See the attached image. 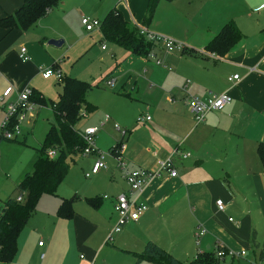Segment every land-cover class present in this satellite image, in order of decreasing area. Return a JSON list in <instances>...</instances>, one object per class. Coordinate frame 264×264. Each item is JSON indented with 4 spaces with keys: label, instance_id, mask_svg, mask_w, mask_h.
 Wrapping results in <instances>:
<instances>
[{
    "label": "crops",
    "instance_id": "obj_1",
    "mask_svg": "<svg viewBox=\"0 0 264 264\" xmlns=\"http://www.w3.org/2000/svg\"><path fill=\"white\" fill-rule=\"evenodd\" d=\"M194 1L195 7L187 6ZM22 3L23 0H0V18ZM147 3L148 0L146 7L139 8L137 17L129 8L134 20L146 28V23L150 22L145 21ZM45 16L27 30L0 25V93L12 86L11 99L24 87L29 88L36 74L46 67L54 65L61 72L56 50L45 45L46 39L58 38L59 32L44 35L34 30L29 33ZM168 19L172 22L168 26L158 20L154 27L147 29L181 41L185 51L191 54L178 56L180 54H168L159 46L155 47L157 57L163 54V64L154 62L171 72H163L155 80L159 85L158 92L152 96L155 104L143 107L149 120H137L143 123L137 125L134 117L126 118L128 125L124 126L131 128L129 132L115 124L121 134L115 145H124L122 157L130 169L137 166L155 170L160 161L171 157L176 176L161 171L149 180L138 198L147 209L138 220L113 232L117 221L114 197L127 188L115 160L114 170L118 172L115 190L81 198L82 202L78 203L81 206L75 205L78 198L74 197L71 217L58 215L63 197L50 203L43 200L41 206L38 202L18 235L15 254L0 264H102L103 252L111 249L106 245L113 237L116 244L132 256L142 251L147 241H152L175 255L181 250L215 251L221 244L227 249L244 250L245 256L252 260L264 259V167L257 152L259 142L264 139V0H188L179 13L170 14ZM227 21L237 25L242 37L224 56L215 53L212 56L205 47ZM63 44L64 41L59 46ZM102 45L101 51H107ZM22 47L30 57L28 61L20 57ZM233 74H238L239 78L230 83L227 78ZM224 91H228L232 101L222 110L208 112L204 120L197 123L187 99L194 96L203 100ZM32 92L34 96L44 97ZM165 93L167 98L172 94L171 105L160 102L166 99ZM35 114L34 111L33 117L26 119L27 125L33 124ZM109 120L118 119L115 115L101 117L99 127ZM95 128L98 131L99 128ZM38 147H33L34 161ZM176 150L189 156L182 159ZM92 155L96 160V155ZM31 172L25 171L22 178ZM18 183L7 197L0 199V208L9 196L15 195ZM103 195L108 198L104 199ZM88 199L94 200V206ZM217 200H221L223 210L217 209ZM104 210L108 216L102 214ZM107 224L109 230L104 228ZM200 229H205V233L197 244L195 233ZM40 238L47 243L37 241ZM94 243H98L97 248ZM148 262L154 264L149 260L139 263Z\"/></svg>",
    "mask_w": 264,
    "mask_h": 264
},
{
    "label": "rangeland",
    "instance_id": "obj_2",
    "mask_svg": "<svg viewBox=\"0 0 264 264\" xmlns=\"http://www.w3.org/2000/svg\"><path fill=\"white\" fill-rule=\"evenodd\" d=\"M146 1L127 0L129 5L127 7L126 3L121 0H66L59 8L53 9L41 19L40 22L42 23L40 25L30 28V34L34 30H38L44 35L51 33V31H58V38L46 39L45 45L50 49L56 50V60L59 62L63 77L75 76L88 80L90 83L92 82V86L87 90L86 99L95 106V109L86 113H84L83 109L81 118L75 127L81 131L90 126L99 128L94 136L95 148L104 153V162L108 166V169H102L97 174L87 178L85 173L90 172L95 162V157L92 154L83 155L78 153L74 156L69 171L56 192L43 193L38 198L37 203L39 202L40 206L45 202L43 200H46V203H50L51 201H60L62 197H77L78 200L75 205L81 206L78 203L82 202L80 200L86 196L102 195L105 192L109 194L110 191L117 188L116 175L118 172L114 170L115 159L110 153V148L121 137L115 124H118L120 129H127L129 132L131 128L124 126L128 125L125 120L126 118L131 120L134 117V123L142 125V122L137 121L138 118L149 115L144 112L145 109L143 107L145 104H155V99L152 96L154 92H158L156 89L159 87L155 80L160 78L163 72H168L170 69L157 65L151 58L147 60V58L140 55L128 54L122 46L104 39L100 28L87 32L81 24V17L102 21L110 8L118 7L123 15L131 20L129 8L137 17L139 8L143 9L146 7ZM186 2L188 0H157L151 20L146 25L149 28L154 27L158 20L164 26L170 25L172 22H168L169 15L179 13L186 5ZM196 5L197 3L194 1V3L187 6L195 7ZM149 31L153 32L152 30ZM50 39H61L64 44L59 47L49 45L48 41ZM102 44L108 48L107 51H101L100 46ZM177 54H180L178 56H189L185 50L180 53H173V55ZM160 56L158 55V58L162 59L163 54H160ZM167 61L169 63V60ZM111 71L114 73L112 76H108ZM111 80H113V84L109 85L108 82ZM61 87L62 78L56 79L52 76L50 79H43L41 73L38 72L32 79L29 88L42 94L48 104L40 107L36 105L35 119L31 126L26 124V119L22 120L19 124L21 130L19 135L12 140L3 139L0 141V199H4L9 195L25 171H33L35 165L33 147L41 146L50 123H55L54 110L51 103L57 101ZM167 95L165 93L164 97L166 99H160V102L162 104L170 102L169 105H171L173 96L171 94L167 98ZM142 113L144 114L142 115ZM3 115L4 111L0 104V123ZM107 115H115L118 120H109L104 126L99 127V119ZM131 168L144 169L137 166H132ZM21 195L24 201L27 193L22 192ZM41 209L45 211L46 208ZM102 214L108 216L105 210ZM41 224L38 223V225ZM104 228L109 230L110 225L107 224ZM37 241H45L47 243L46 239L42 240L40 238ZM94 246L97 248L98 243H94ZM106 246L111 249L103 252V258L101 257L102 264H134L132 254L124 252L116 244L115 237ZM166 251L175 255L172 250ZM197 251L205 252L206 250H181L175 256L179 255L180 257L177 258L182 262H186L189 259H193ZM210 253L215 254V251L210 250ZM215 264H264V259L256 258V260H252L245 255L241 257L227 255Z\"/></svg>",
    "mask_w": 264,
    "mask_h": 264
},
{
    "label": "trees",
    "instance_id": "obj_3",
    "mask_svg": "<svg viewBox=\"0 0 264 264\" xmlns=\"http://www.w3.org/2000/svg\"><path fill=\"white\" fill-rule=\"evenodd\" d=\"M61 1L23 0L18 9L0 18V25L6 28L18 27L27 30ZM156 2L157 0H148L146 22L151 20ZM100 30L104 39L122 46L130 54L147 58L148 53L154 48V44L141 35L116 7L110 9L105 15L101 21ZM241 37L242 34L237 25L233 21H227L205 49L224 56ZM90 87V82L77 77H62V90L58 100L51 103L55 123H50L43 143L37 148L34 169L31 173L24 175L16 185L15 191L18 192L9 196L0 208V261H9L15 254L18 235L33 213L38 198L43 193L56 192L67 175L74 156L81 153L84 148L85 142L79 134L81 131L75 126L81 118L83 109L84 113L94 110V106L86 100V93ZM32 99L34 103L42 106L48 104L44 97L34 96L33 92ZM49 150H55L56 155L53 158L48 156ZM257 152L264 167V139L259 142ZM22 192H26L27 196L24 201H18L17 198L22 196ZM88 201L94 206L93 199H88ZM72 203L73 198H63L58 208V215L71 217L73 215ZM133 257L135 264L143 260H149L154 264H215L220 260L214 253H210V250H206L205 252L197 251L193 259L182 262L152 241H147L143 250L133 253Z\"/></svg>",
    "mask_w": 264,
    "mask_h": 264
},
{
    "label": "built area",
    "instance_id": "obj_4",
    "mask_svg": "<svg viewBox=\"0 0 264 264\" xmlns=\"http://www.w3.org/2000/svg\"><path fill=\"white\" fill-rule=\"evenodd\" d=\"M121 1L125 2L126 5L128 3L127 0ZM130 16L132 19L129 22L137 28L141 35L154 44V48L148 53L147 57L153 59L157 64H163V61L157 57L155 53V47L159 46V48L168 54L180 53L185 50V44H183L181 41L162 34L151 32L144 25L137 23L134 20L132 14H130ZM81 23L87 31L100 28L101 26V21L97 19L89 20L83 16L81 17ZM104 48L105 45H102V49ZM211 55L214 56L212 53ZM20 57L23 61H28L30 59V57L26 54V48L22 47L20 49ZM41 74L44 78H50L52 76L56 77L57 79L62 78L61 72L54 66L46 67L44 70H42ZM238 78V74H233L229 76L227 80L228 82L232 83L234 80H238ZM108 84L112 85L113 80L108 82ZM12 92V86H8L0 94V104L2 105L4 111V115L0 123V141L3 139L12 140L17 135H19L20 122L27 118H32L36 108V104L31 100L32 90L30 88L24 87L15 95L14 99L10 98ZM231 101V95L228 93V91H224L222 93L212 94L210 97L203 100L199 99L198 97L190 96L186 103L193 115L194 120L198 123L204 120L205 115L208 112L213 110H222ZM142 119L149 120L150 117L147 116L144 118H138V120ZM96 131L97 129L95 127H88L79 133L85 142V146L82 149L81 154H95L97 157L91 167L90 172L85 173V177H89L92 174H96L100 170L107 168V165L104 162V153L95 148L94 136ZM123 149L124 145L120 143L114 147L112 151H110L117 162V167L122 172V176L127 183V188L119 192L114 197L113 208L117 215V221L113 228V232H119L126 223L138 220L140 215L147 209L146 204L140 201L138 198L143 191L144 185L149 180L158 176L161 171L167 172L170 176H176L177 174L171 157L160 161L158 168L155 170L130 169L122 157ZM175 152L182 159L189 156V153L181 152L179 150H176ZM55 155V150L48 151L49 157L53 158ZM103 198L106 199L108 196L103 195ZM17 200L22 201V196H19ZM215 205L218 210H223V204L221 200H217ZM229 220L232 219L229 218ZM204 233L205 229H200L195 233L197 244L199 243V237ZM39 245H41V243H39ZM215 255L219 259H223L227 255L231 257H241L245 255V251L227 249L219 244L215 249Z\"/></svg>",
    "mask_w": 264,
    "mask_h": 264
},
{
    "label": "water",
    "instance_id": "obj_5",
    "mask_svg": "<svg viewBox=\"0 0 264 264\" xmlns=\"http://www.w3.org/2000/svg\"><path fill=\"white\" fill-rule=\"evenodd\" d=\"M62 42H63V40H56V39H50V40L48 41L49 44L56 45V46L61 45Z\"/></svg>",
    "mask_w": 264,
    "mask_h": 264
}]
</instances>
